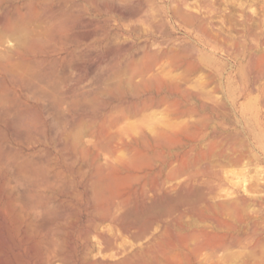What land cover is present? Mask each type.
<instances>
[{
	"label": "rangeland",
	"instance_id": "rangeland-1",
	"mask_svg": "<svg viewBox=\"0 0 264 264\" xmlns=\"http://www.w3.org/2000/svg\"><path fill=\"white\" fill-rule=\"evenodd\" d=\"M16 22L52 33L0 46L36 75L0 66V264H264V0H0Z\"/></svg>",
	"mask_w": 264,
	"mask_h": 264
},
{
	"label": "bare ground",
	"instance_id": "bare-ground-1",
	"mask_svg": "<svg viewBox=\"0 0 264 264\" xmlns=\"http://www.w3.org/2000/svg\"><path fill=\"white\" fill-rule=\"evenodd\" d=\"M37 12H38V11H37ZM37 15H39V12L37 13ZM31 17H32V16H31ZM38 17H39V16H38ZM24 19H25V18H24ZM26 19H27V18H26ZM26 19H25V20H26ZM35 19L37 20V17L34 18V21H35ZM41 19H42V20H43V19L45 20L44 17L41 18ZM41 19H40V21H41ZM13 20H14V19H13ZM15 20H16V19H15ZM12 23H15V22H12ZM16 23L18 24V22H16ZM24 23H25V22H24ZM24 23L22 22V23H19V24H20V26H21V24L24 25ZM38 23H39V22H38ZM38 23H37V24H38ZM10 24H11V23H10ZM10 24H8V27H6V26L3 25V26H2L3 28H1V29H4V30L1 31V34H2V33H3V34L0 35V46H3V45L5 44V42H7V40H8V39L6 40L7 37H9V38L12 37V36H13V37H16L15 35H17V37H16V39H15V42H18V44H19L20 46L23 45L22 47H23L24 49H25L26 47H30V45H31L30 43H33V42L36 43V42H37L36 39H35V38H32V37L30 36L29 33H33V31H34V33H35V32L37 31V29H38L37 27L39 26L40 23H39L38 25L36 24V26H37V27H36V28H37L36 30H34V29H32V30L29 29L28 26H27L26 24H25V25H26V26H25V29H24V26H21V27H20V29L23 27V30H19V26H18L19 24L16 25V26H18L17 28H16V26H15L14 24H13V25H14L15 27L13 26V28H9V27H12V26H10ZM28 24H29V23H28ZM41 24H42V23H41ZM41 24H40V25H41ZM45 24H46V22H44V25H45ZM42 26H43V25H42ZM52 26H53V25H52ZM26 27L29 29L30 32L28 31V29H27ZM40 27H41V26H40ZM43 27H44V26H43ZM43 27H42V28H43ZM50 27H51V26H50ZM6 28H9L10 30H9V29H6ZM51 28H52V27H51ZM51 28H50V29H51ZM55 28H56V27H55ZM5 29L7 30L6 32H4ZM48 29H49V26H48ZM48 29L45 30V32L42 31L43 33H40V31H39V30H42V29H39V30H38L39 32H38V31H37V32H38V34H40V35H41V34L44 35V33H47L46 36L48 35L47 37L49 38L50 35L48 34V31H49L50 29H49V30H48ZM51 30H52V29H51ZM51 30H50V32L52 33ZM25 31H26V33H25ZM31 31H32V32H31ZM27 32H28V34H27ZM37 32H36V34H37ZM50 32H49V33H50ZM4 33H5V35H4ZM18 33H19V34H18ZM31 35L33 36V35H35V34H31ZM46 36H45V37H46ZM54 37H55V36H54ZM56 37H57V39H58V36H57V35H56ZM37 38H38L37 40H40V39H41V37H40V38L37 37ZM62 38H64V37H62ZM87 38H88V37H87ZM50 39H51V38H50ZM52 39H53V38H52ZM55 39H56V38H55ZM13 40H14V39H13ZM16 40H17V41H16ZM42 40H43V38H42ZM43 41H44V40H43ZM39 42H40V41H39ZM41 42H42V41H41ZM35 43H33L32 45H34ZM36 44H37V43H36ZM43 44H46V43H43ZM8 46H9V45H8ZM24 46H25V47H24ZM38 47H39V46H38ZM17 49H20V48H17ZM30 49H31V47H30ZM30 49H27V50L29 51ZM35 49H36V48H35ZM21 50H22V49H21ZM25 50H26V49H25ZM27 50H26V51H27ZM32 50H33V49H32ZM18 51H19V50H17V51L15 50V52L19 54L20 51H19V52H18ZM28 51H27V52H28ZM31 52H33V51H29L28 53H31ZM34 52H35V51H34ZM34 52H33V53H34ZM20 53H22V52H20ZM37 54H38V53H37ZM0 56H1V55H0ZM2 56H3V55H2ZM4 56H5V55H4ZM5 57H8V56H5ZM5 57H2V58H3L2 60H1V57H0V61H1V62L4 61V62H2L3 64L6 63L5 60H8V59L10 58V57H9V58L6 59ZM19 57H20V61H19V62H18V59H17L15 62L13 61L14 63H10V62H12V60L10 59L9 63L7 62L8 64H5V68H4V66H3V64H2L1 62H0V66L3 67V68H2L3 70L7 69V70L11 73V75L13 74L14 76H15V75H16L17 77L19 76L18 79L20 80V77H21V78L23 77V79H25L26 77H28V76H32V75H30L29 72L26 70V66L24 65V63H25L26 61H25L24 63L21 62V59L24 58V57H27V56H24V57H23V56H22V57L19 56ZM19 57H18V58H19ZM27 58H28V57H27ZM29 58H30V57H29ZM24 59H25V58H24ZM24 59H23V60H24ZM38 61H39V60H38ZM29 62H30V61H29ZM36 62H37V61H36ZM33 63H35V62H33ZM1 64H2V65H1ZM26 64H27V63H26ZM29 64H30V63H29ZM30 65H31V64H30ZM30 65H29V66H30ZM33 65H34V64H33ZM30 67H31V66H30ZM28 68H29V67H28ZM28 68H27V69H28ZM7 70H6V73H9ZM30 70L32 71L33 69L30 68ZM153 70H154V69H153ZM153 70H151V71H153ZM10 73H9V74H10ZM30 73H32V72H30ZM9 74H8V75H9ZM37 74H38V73H37ZM13 75H12V76H13ZM34 76H36V75H34ZM34 76H32V77H34ZM9 77H10V76H9ZM39 77H40V76H39ZM12 79H13V78H12ZM19 80H18V81H19ZM37 80H38V79H37ZM41 80H43V79H41ZM38 81H39V80H38ZM43 81H44V80H43ZM16 82H17V81H16ZM51 82H52V81H51ZM44 83H45V82H44ZM28 84H29V83H28ZM57 84H58V83H57ZM46 85H47V84H46ZM58 85H59V84H58ZM53 86H54V85H49V84H48L47 87H49L50 89H49V88H45L44 91L41 90V91L44 92V95H41V91H40V89H39L40 95L43 96V97L45 96V97H44L45 99L48 98V97H54L55 102H58V101L60 102V98H58L55 94H53V91H54V90H53V89H54ZM56 86H57V85H56ZM52 87H53V88H52ZM55 89H56V87H55ZM36 91H38V90H36ZM57 91H58V90H57ZM33 93H34V92H33ZM37 95H38V94H37ZM41 96H40V98H41ZM58 96H59V95H58ZM42 99H43V98H42ZM40 100H41V99H40ZM43 100H44V99H43ZM43 100H41V101H43ZM3 101H4V100H3ZM7 101H8V100H7ZM3 103H4V102H3ZM6 104H7V103H6ZM41 104H42V103H41ZM4 105H5V103H4ZM49 105H50V104H49ZM1 106H2V105H1ZM1 106H0V107H1ZM141 106H142V105H141ZM6 107H7V106H6ZM2 108H3V107H2ZM4 109H5V108H4ZM10 109H11V108H10ZM53 109H54V108H53ZM55 109H56V108H55ZM2 110H3V109H2ZM6 110H7V109H6ZM6 112H7V111H6ZM128 112H129V111H128ZM128 112H127V113H128ZM132 113H133V112H132ZM139 113H140V112H139ZM51 114H52V112H51ZM14 115H15V114H14ZM5 116H6V115H5ZM5 116H4V117H5ZM20 116H22V115H20ZM52 116H54V115H52ZM55 116H56V114H55ZM55 116H54V119L56 118ZM22 117H23V116H22ZM57 117H58V116H57ZM60 117H61V116H60ZM1 118H2V117H1ZM61 118H62V117H61ZM57 119H58V118H57ZM1 120L3 121V119H1ZM62 120H63V119H62ZM20 121H21V120H20ZM22 122H23V121H22ZM10 128H11V127H10ZM71 128H72V127H71ZM71 128H70V131H71ZM66 129H67V127H66ZM72 129H73V128H72ZM70 131H69V132H70Z\"/></svg>",
	"mask_w": 264,
	"mask_h": 264
}]
</instances>
